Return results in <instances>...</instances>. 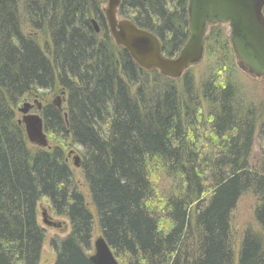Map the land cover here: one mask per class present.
Segmentation results:
<instances>
[{"label":"trees","instance_id":"1","mask_svg":"<svg viewBox=\"0 0 264 264\" xmlns=\"http://www.w3.org/2000/svg\"><path fill=\"white\" fill-rule=\"evenodd\" d=\"M187 3L120 0L117 14L174 57ZM225 28L207 29L209 64L170 78L114 44L100 0H0V264H41L45 244L50 264H92L95 229L121 264H264V99ZM38 90L63 98L60 110L38 100L59 142L49 151L18 123V103ZM65 145L80 147L85 190ZM245 195L257 230L233 224ZM42 199L67 221L64 236L38 225Z\"/></svg>","mask_w":264,"mask_h":264},{"label":"water","instance_id":"2","mask_svg":"<svg viewBox=\"0 0 264 264\" xmlns=\"http://www.w3.org/2000/svg\"><path fill=\"white\" fill-rule=\"evenodd\" d=\"M120 0H107L104 17L109 34L115 45L123 47L130 58L141 68L156 69L161 75L179 78L185 69L201 61L204 54V38L210 25L222 24L228 28L232 53L251 76L264 78V0H188V38L175 57L162 54L159 39L151 32L137 27L131 20L118 18ZM95 32L98 27L92 21ZM36 110L41 106L33 101ZM33 104L19 102L18 123L23 126L27 141L36 147L47 144L42 119L31 112ZM60 109L59 103L54 102ZM65 116V114H64ZM70 152L68 155H70ZM73 165L79 166V158L73 156ZM46 225L56 226L44 220ZM92 264H121L102 236L93 240Z\"/></svg>","mask_w":264,"mask_h":264},{"label":"rangeland","instance_id":"3","mask_svg":"<svg viewBox=\"0 0 264 264\" xmlns=\"http://www.w3.org/2000/svg\"><path fill=\"white\" fill-rule=\"evenodd\" d=\"M101 1V7L104 11V9L107 6V0H100ZM263 14H264V7L262 9ZM118 18H121L120 16H118ZM226 31L228 32V28H225ZM26 30H29L26 27ZM233 59H234V63L237 65L239 71L242 73L243 76H245V78H247V80H249L250 86L255 88V92L258 96L262 97L264 99V78H258V77H254L251 76L247 73V71L244 69V67L242 66V63L233 55ZM198 64H209V62L203 57L202 60L197 63ZM38 97L34 98H27V99H22L20 102H22L24 100V102L33 104V100H44V101H48L50 103H54V102H58L59 106L62 104V100H60V98L57 95H50L47 93V91L45 90H38L37 92ZM35 107V106H34ZM32 112V111H31ZM34 112V111H33ZM18 119H21V114L18 113ZM46 138H47V142L48 144H53L55 143L54 139L50 138V135L46 133ZM258 140L255 142L254 145V150L253 152L255 154L258 153ZM69 151H73V153L71 155H69L67 157L68 162L72 165L73 163V156L74 155H78V152L80 151V147L78 146H68V148L65 150V154L67 155ZM73 167L74 173L76 175V178L79 182V184L81 185L82 189L85 190V186L84 183L82 182V179L80 177V170L78 167ZM153 181L155 180L156 185L158 187L159 185H163L164 182V178L162 175H159L158 177H152ZM253 203L251 197L249 195H245L243 196L237 203L236 208L234 210L233 214V224L235 226L238 227V229H241L244 225H250L252 229L257 230V226L255 224V222L252 219L251 216V212L249 210V208L251 207V204ZM37 220L38 223L41 227L44 228L45 233L47 236H53V235H58V236H64L67 232H68V223L65 219L60 218V217H55L48 202L46 201V199H42L38 205H37ZM44 220H49L52 221L54 223H58L59 226L55 227V226H51V225H46L44 223ZM98 235V232L95 233V238ZM91 254V252H89V255ZM53 259V253L50 251L49 247L47 244H45L42 248V252H41V260L40 263L41 264H50L51 261Z\"/></svg>","mask_w":264,"mask_h":264},{"label":"bare ground","instance_id":"4","mask_svg":"<svg viewBox=\"0 0 264 264\" xmlns=\"http://www.w3.org/2000/svg\"><path fill=\"white\" fill-rule=\"evenodd\" d=\"M26 29V28H25ZM62 94H63V92H61ZM60 98V100L61 99H63V98H61V97H59ZM62 103H63V100H62ZM54 107H55V105H54V103H51ZM62 107V104L60 105V108ZM35 113H37L39 116H40V114H39V112L37 111V112H35ZM65 114V113H64ZM41 117V116H40ZM64 118H65V120H67L66 119V114H65V116H64ZM42 119V118H41ZM42 124H43V121H42ZM43 131L45 132V130H44V126H43ZM46 133V132H45ZM59 142H55V144H58ZM55 144H48V142H47V144H46V146L44 147V148H41V149H44V150H47V151H49V150H51L52 148H53V146H55ZM68 146L69 145H65L63 148H64V150H66L67 148H68ZM70 152H72L73 153V151H69L68 152V154L70 153ZM68 154L66 155V157H68ZM75 156H77L78 158H79V165H80V153L78 152V155H75ZM67 159V158H66ZM70 164V163H69ZM71 165V164H70ZM72 165H73V163H72ZM72 165H71V168L73 169V167H72ZM74 166V165H73ZM75 167V166H74ZM79 167V166H78ZM74 171V170H73ZM154 171L155 170H152V171H150L149 172V177H150V179H152V177H153V174H154ZM37 217H38V215H37ZM37 223H38V220H37ZM38 225H39V223H38ZM55 227H58L59 226V224L58 223H55ZM165 226H166V224H164ZM40 226V225H39ZM43 228V227H42ZM44 229V228H43ZM96 232H98V230L97 229H95L94 231H93V234H92V238H91V240H92V243H93V240H95V233ZM98 236H102V235H100L99 233H98V235L96 236V238L98 237ZM103 237V236H102Z\"/></svg>","mask_w":264,"mask_h":264},{"label":"flooded vegetation","instance_id":"5","mask_svg":"<svg viewBox=\"0 0 264 264\" xmlns=\"http://www.w3.org/2000/svg\"><path fill=\"white\" fill-rule=\"evenodd\" d=\"M34 110V109H33Z\"/></svg>","mask_w":264,"mask_h":264}]
</instances>
